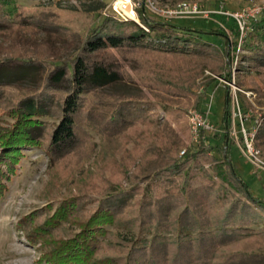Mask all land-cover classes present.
I'll list each match as a JSON object with an SVG mask.
<instances>
[{
    "label": "trees",
    "instance_id": "trees-1",
    "mask_svg": "<svg viewBox=\"0 0 264 264\" xmlns=\"http://www.w3.org/2000/svg\"><path fill=\"white\" fill-rule=\"evenodd\" d=\"M43 9L39 5L27 7L15 0H0V35L15 28L58 35L63 27L53 22L47 24V15L40 12ZM96 10L91 7L84 11L91 13ZM139 15L140 22L149 29L148 33L135 22L117 21L108 16L93 24L82 44H76L71 53L65 50L64 56H51L50 61L27 58L29 52L26 50H13L0 56V106L5 97L4 89L13 85L2 81L5 73L26 70L36 79L28 89L29 94L9 111L3 110L12 122L3 125L0 119V195L6 190L3 181L8 179L19 161L20 149L27 145H43L51 162L55 163L81 147L82 141H88L81 137V130L85 133L94 130L100 137L102 151L116 149L125 132L139 118L154 133L160 131L164 137L169 134L165 126L156 127L148 118L146 112L149 109L143 108L145 104L139 101L138 95H128L123 90L115 95L118 97L111 94L113 97L108 101H95L97 96L94 94L108 88L128 86L123 82L125 72L118 64L108 61V58H97L107 49L118 52L128 66L137 71L135 81L126 76L130 85L138 83L161 100L178 93H191L190 87L195 84L199 68L203 65L222 80L230 81L229 40L225 30L220 31L224 41L217 48L202 41L204 33L193 27L154 21L141 10ZM220 17L232 25L225 29L235 37L231 40L234 42L233 51L239 36L238 25L233 18L221 14ZM211 33L218 35L215 31ZM242 42L247 54L242 55L241 60L246 59L247 67L264 84V20L261 16L248 23ZM219 52L223 54L224 65L212 62ZM40 82H43V87L38 91ZM216 82V79H210L206 86ZM253 90L257 91V88ZM224 91L222 129L226 130L230 111L227 86ZM52 92L62 93L57 114L51 110ZM51 117L54 118L52 124L45 122ZM261 123L255 137L256 146L264 152V117ZM223 134L222 142L215 146L216 150L203 143L208 136L201 134L200 140L192 144V149L184 150L180 158H173L168 150L160 154L162 162L155 166L157 170L154 173L158 184L154 186L156 191H165L166 195L154 196L140 206L146 216L144 218L142 212L139 213L138 230L131 232L137 238L129 240L128 246H122V253L115 251L114 256H96L111 234L108 228L117 226L120 214L127 208V192L115 193L112 190L105 194L91 215L80 223L78 232H73L66 239L54 238L52 231L57 230L61 222L76 210V206L70 205L77 201L75 197L59 202L53 215L46 218L41 226L32 228L25 223L31 230L28 238L32 243L38 239L43 244L41 261L48 264H248L240 259L255 258L254 262L264 264V253L247 254L232 250L221 254L223 250L254 237L264 242V201L252 196L235 175L228 157L229 144ZM218 136L214 138L218 140ZM213 149L218 156H212L210 151ZM200 159L208 163L207 168L201 165ZM177 175H180L181 183L179 192L174 194L168 188L176 186ZM196 176L203 183L189 187V181ZM213 178L220 182L217 184Z\"/></svg>",
    "mask_w": 264,
    "mask_h": 264
},
{
    "label": "rangeland",
    "instance_id": "rangeland-1",
    "mask_svg": "<svg viewBox=\"0 0 264 264\" xmlns=\"http://www.w3.org/2000/svg\"><path fill=\"white\" fill-rule=\"evenodd\" d=\"M15 1L23 3L27 7L39 5L44 8L40 11L42 15H47V24L53 22L59 24L63 29H59V34L55 36L36 29L15 28L12 31L4 32L0 35V56L3 57L13 50H26L29 52L26 55L27 58L38 57L40 60L49 61L52 58L51 56L55 57L58 54L64 56L65 50L71 53L76 44H82L91 26L110 15L109 5L112 3V0ZM182 1L191 2L201 10L205 9L206 11H217L220 8V11L241 12L246 7H264V0H154V4L157 7H169ZM91 7H95L97 10L91 13L84 11ZM144 15L154 21H164L153 14H149V12ZM206 15L207 18L189 17V19H175L164 22L193 27V29L204 33L201 36L202 41L205 40L208 44H212L217 48L221 47L224 41L220 31L225 30L224 34L229 40L230 54L228 60L230 81L223 80V82H226L230 96L229 125L226 130L222 129V114L224 111V98L226 97L224 87L226 85L217 80L216 83L206 86L208 80L214 79V77L220 79L212 74L211 69L206 65L199 68L198 76L194 80L195 84L190 87L191 93L187 92L184 95L178 93L175 96H166L165 99L161 100L155 98L151 92L138 85V83H135V85L128 83L126 76L135 81L137 71L128 66L122 55L120 56L118 52L110 49L99 53L97 58H108V61L115 62L118 67L123 69L125 72L123 82L128 86L123 85L120 89L108 88L103 90L102 93H98V95L94 92L93 96H97L95 101H108L110 97H118L115 95L121 94L123 90L128 95H138L139 101L145 104L143 108L149 109L146 112L148 118L152 119L151 121L156 124V127L165 126L164 129L169 134L167 133L164 137L160 131L154 133L152 128L143 125L139 118L134 126L125 132L124 138L121 139L116 149L102 151L100 137L94 130H88L86 133L81 130V137L83 136L88 141H82L81 147L74 152L71 151L66 158L57 160L55 163L51 162L43 145L35 147L27 145L21 148L19 161L15 163L13 172L9 173L8 179L3 181L6 190L0 195V264H48L46 261H41L44 252L43 244L38 239L35 243H32L28 238L31 230L27 228L25 223H29L32 228L41 226L40 224H43L46 218L53 215L59 202L75 197L77 201L70 205L76 206V210L73 211L70 218L61 222V226L57 230L52 231L54 238L66 239L73 232H78L80 223L91 215V212L98 206L100 198L112 190L115 193L127 192V208L120 214L117 226L114 225L108 228L111 234L106 239L105 247L96 256L99 258L101 256H114L115 251L122 253L123 248L121 247L128 246L127 242L129 240L137 238L136 234L133 236L134 234L131 232L132 230L133 232L138 230L137 218L141 215L139 213L142 212L144 218L146 216L144 214L146 212L141 211L140 206L149 202L154 196L162 197L166 195L165 191H156L154 186L156 183L158 184L154 173L157 170L155 166L160 165L162 162L159 157L160 154H165L168 150L170 154L174 155L173 158H180L183 155L180 154L182 149L193 148L190 144L187 119L188 113L193 109L207 113V118L215 130L214 133L206 135L208 137L205 140V145L218 146L222 142L224 132L229 144L228 157L235 175L247 186L252 196L264 201V172L256 170L252 163L246 161L238 146H236L237 143L240 146L244 139L238 132L240 120L236 112V99L238 109H240L241 122L244 124L245 129L253 124L251 120L254 119L259 118L260 124H262L261 121L264 116L263 80L247 67L246 59L241 60V56L247 54L242 48L245 31L241 35L242 41L240 42L239 51H232L234 42L231 40L235 37H232V33L228 31L229 29H225L232 27L230 22L220 17V14ZM245 20L248 25L255 18H246ZM234 22L237 25L235 20ZM211 31H215L218 35L212 34ZM217 54L213 57L212 62L224 65L223 54L221 52ZM2 77L4 83L15 85H9L4 89L5 97L1 100L0 119L3 125H7L12 122V118L10 119L4 115L3 110L9 111L12 106L17 105L20 99L29 94L28 89L35 84L36 79L33 78L31 72L28 73L26 70H23V72L9 71ZM39 84L38 91L41 90L40 87H43V82ZM253 88H257V91ZM50 94L52 97L51 105H53L51 110L57 114V106L60 104L62 93L52 92ZM127 97L129 98V96ZM149 104L150 106H148ZM45 122L52 124L54 118H46ZM215 136H218L219 139L214 138ZM256 144L255 137L252 140L253 149L259 151L258 157L264 162V152ZM216 148L214 149L216 150ZM214 149L210 153L212 156H218ZM199 162L203 167H208V163H203L202 159ZM179 176L175 177L177 178L175 181L176 186L168 188L174 194L179 192L181 183ZM213 181H216L217 184L220 182L215 178H213ZM189 182L188 185L192 188L203 183L197 176ZM167 236H169V233ZM232 250H240L247 254H260L264 253V242H259L254 237L244 242L241 241L229 250H223L221 254L225 255L227 252H232ZM253 259L255 258H241L240 260L248 264H258Z\"/></svg>",
    "mask_w": 264,
    "mask_h": 264
},
{
    "label": "built area",
    "instance_id": "built-area-1",
    "mask_svg": "<svg viewBox=\"0 0 264 264\" xmlns=\"http://www.w3.org/2000/svg\"><path fill=\"white\" fill-rule=\"evenodd\" d=\"M112 3L109 5V14L117 21H130L135 22L136 25L142 29L145 33H148V30L141 22H140V16L139 10H141L144 14L146 12H149V14H153L158 19H162L166 22H169L170 20L175 19H189V17H206V14L212 15V14H221V16L233 18L237 25L239 30V38L235 45V51H239L240 42L242 41L241 35L244 34V31H246L247 24H246V18L247 19H254L259 14L261 15L262 19L264 20V7H253L245 9H242L241 12H235V11H220V8L217 11H206L205 9L201 10L198 6L195 4H192L191 2H176L175 4L171 6H161L157 7V5L154 4V0H112ZM109 15V16H110ZM236 61V59H235ZM214 79L218 80L219 82L223 80L220 78L214 77ZM226 85V82H223ZM227 86V85H226ZM248 95V94H246ZM236 109L238 113V119L239 126H238V132L241 137H243L242 143H237L236 146H238L239 151H241V155L244 157V159L254 165V168L256 170H260L264 172V162L261 161L258 157V152L253 149L252 140L255 138V134L257 132V129L260 124V119H254L251 122L253 124L250 125L249 128H244L243 123L241 122L240 117V109H238L237 99H236ZM233 110V106H232ZM234 114V113H233ZM263 115V114H262ZM264 117V116H263ZM261 118V116H260ZM188 119V130L190 134L191 144L197 143L200 140V135L203 136L208 135L209 133L212 134L215 132L213 125L210 124L207 113H202L195 111V109L191 110L188 113L187 116ZM204 138V137H203ZM205 140V139H204ZM205 144V141H203ZM184 153V150L182 149L180 154Z\"/></svg>",
    "mask_w": 264,
    "mask_h": 264
}]
</instances>
